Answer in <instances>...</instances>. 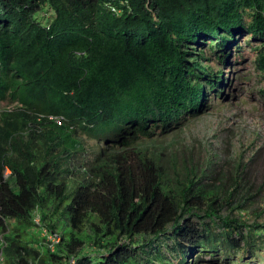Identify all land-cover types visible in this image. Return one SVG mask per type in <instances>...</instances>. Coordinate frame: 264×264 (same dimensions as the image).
Returning a JSON list of instances; mask_svg holds the SVG:
<instances>
[{"label": "trees", "instance_id": "obj_1", "mask_svg": "<svg viewBox=\"0 0 264 264\" xmlns=\"http://www.w3.org/2000/svg\"><path fill=\"white\" fill-rule=\"evenodd\" d=\"M241 44L264 80V0H0V101L17 103L0 111V264H264L242 153L209 183L214 155L179 165L175 134L156 140L226 96ZM36 217L65 220L52 246L9 228Z\"/></svg>", "mask_w": 264, "mask_h": 264}, {"label": "rangeland", "instance_id": "obj_2", "mask_svg": "<svg viewBox=\"0 0 264 264\" xmlns=\"http://www.w3.org/2000/svg\"><path fill=\"white\" fill-rule=\"evenodd\" d=\"M243 49L247 52L244 62L240 63L237 68H232L230 73L224 70L226 76L229 74L230 81L226 96L219 100L213 109L200 116L187 119L176 131H171L162 138L159 136L156 140L159 142L175 134L172 136L174 139H171L174 140V144L168 143L172 151L166 149V154L176 155L179 165L181 159L187 158L195 164L204 166L207 158L214 155L216 164L213 166L214 174L209 173V183L211 181L218 183L222 180L227 184L230 176L235 173L238 160L236 155L242 153V181L252 185L261 209L264 208V97L259 93V89L263 86L264 80H260L252 69L249 62L252 53L248 52L246 46H243ZM212 63L216 64V62ZM16 105V102L2 100L0 111L4 109L11 111ZM74 178L78 179L74 176H69L67 179L71 182ZM34 223L35 225L29 228L22 227L16 230V224L10 222L9 228L11 231L19 232L25 239L35 238L38 243L46 247L62 231H65V220L62 219H60L62 224L56 227V234L46 232L42 222ZM192 257L195 259L194 254ZM190 259L187 258L188 263ZM235 261L238 262L236 257ZM73 262L70 260V263ZM197 264L214 263L206 258Z\"/></svg>", "mask_w": 264, "mask_h": 264}, {"label": "built area", "instance_id": "obj_3", "mask_svg": "<svg viewBox=\"0 0 264 264\" xmlns=\"http://www.w3.org/2000/svg\"><path fill=\"white\" fill-rule=\"evenodd\" d=\"M36 221H38V222H39V219H38V217H36V218H35V222H36ZM57 241H58V237H57V238H55V239H53V240L51 241L50 245L52 246V245H53V243H54V242H57Z\"/></svg>", "mask_w": 264, "mask_h": 264}]
</instances>
